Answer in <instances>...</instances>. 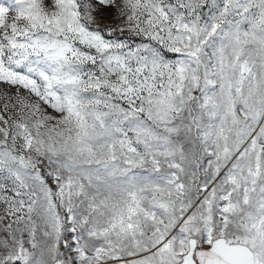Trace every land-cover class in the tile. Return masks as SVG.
<instances>
[{
	"label": "snow or ice",
	"instance_id": "6c2138e0",
	"mask_svg": "<svg viewBox=\"0 0 264 264\" xmlns=\"http://www.w3.org/2000/svg\"><path fill=\"white\" fill-rule=\"evenodd\" d=\"M0 264H264V0H0Z\"/></svg>",
	"mask_w": 264,
	"mask_h": 264
}]
</instances>
